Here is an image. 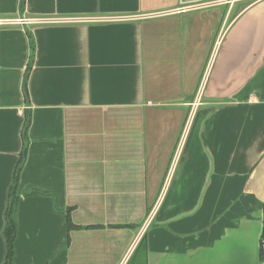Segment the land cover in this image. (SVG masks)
<instances>
[{
    "label": "crops",
    "instance_id": "crops-1",
    "mask_svg": "<svg viewBox=\"0 0 264 264\" xmlns=\"http://www.w3.org/2000/svg\"><path fill=\"white\" fill-rule=\"evenodd\" d=\"M24 4L0 0V264L14 186L12 264L145 236L148 264H260L264 0Z\"/></svg>",
    "mask_w": 264,
    "mask_h": 264
},
{
    "label": "trees",
    "instance_id": "trees-1",
    "mask_svg": "<svg viewBox=\"0 0 264 264\" xmlns=\"http://www.w3.org/2000/svg\"><path fill=\"white\" fill-rule=\"evenodd\" d=\"M25 0H21V4L22 7L25 5L24 4ZM25 87V86H24ZM26 89V95H27V88ZM25 150L23 151V155L21 156V161L19 162L18 165V169H20L21 165L24 163V160L26 158V154H25ZM19 180V176L16 173L15 176V183L14 185L17 184ZM34 193L36 194H42V195H47L44 192H40V191H35ZM10 202H9V207L8 210L6 211V215H5V228H4V238L6 240V246H7V260L5 262V264H12L13 259L15 257L14 253H15V243H16V236H17V221H16V211H17V206H18V201H19V196L17 195V188L16 186L13 187V189L11 190V195H10ZM71 211L72 209L69 208L66 211V220H67V236H68V244L70 242V232L73 230H81L83 228H87L90 229L91 227H79L76 226L73 221L70 218L71 215ZM263 211H264V207H263ZM131 227V226H129ZM263 256V254H261L260 252V257ZM127 264H148V251H147V236H145L139 243V245L137 246V248L134 251V255L132 256V258L129 260V262Z\"/></svg>",
    "mask_w": 264,
    "mask_h": 264
},
{
    "label": "built area",
    "instance_id": "built-area-1",
    "mask_svg": "<svg viewBox=\"0 0 264 264\" xmlns=\"http://www.w3.org/2000/svg\"><path fill=\"white\" fill-rule=\"evenodd\" d=\"M178 11H180V10L178 9ZM161 14H163V13H161ZM161 14H157L156 16H160ZM19 21L21 24H28L30 22L29 19L28 20L23 19V20H19ZM3 23H5V21L0 20V24H3ZM262 215L263 216H262V223H261V229H260L261 234H260L259 248H260V252H261V254H263V256L260 257V264H264V211H263Z\"/></svg>",
    "mask_w": 264,
    "mask_h": 264
}]
</instances>
